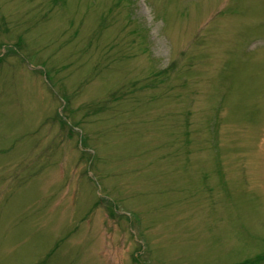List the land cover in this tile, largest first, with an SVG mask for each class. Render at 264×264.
<instances>
[{
	"label": "rangeland",
	"instance_id": "374dc122",
	"mask_svg": "<svg viewBox=\"0 0 264 264\" xmlns=\"http://www.w3.org/2000/svg\"><path fill=\"white\" fill-rule=\"evenodd\" d=\"M0 264H264V0H0Z\"/></svg>",
	"mask_w": 264,
	"mask_h": 264
}]
</instances>
